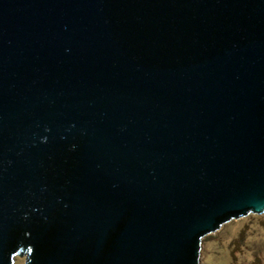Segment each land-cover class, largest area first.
Here are the masks:
<instances>
[{
  "label": "water",
  "instance_id": "obj_1",
  "mask_svg": "<svg viewBox=\"0 0 264 264\" xmlns=\"http://www.w3.org/2000/svg\"><path fill=\"white\" fill-rule=\"evenodd\" d=\"M264 212V0H0V264H200Z\"/></svg>",
  "mask_w": 264,
  "mask_h": 264
},
{
  "label": "rangeland",
  "instance_id": "obj_2",
  "mask_svg": "<svg viewBox=\"0 0 264 264\" xmlns=\"http://www.w3.org/2000/svg\"><path fill=\"white\" fill-rule=\"evenodd\" d=\"M199 263L264 264V212L234 218L203 236ZM12 264H25V256L15 255Z\"/></svg>",
  "mask_w": 264,
  "mask_h": 264
},
{
  "label": "flooded vegetation",
  "instance_id": "obj_3",
  "mask_svg": "<svg viewBox=\"0 0 264 264\" xmlns=\"http://www.w3.org/2000/svg\"><path fill=\"white\" fill-rule=\"evenodd\" d=\"M20 255H24L25 256V261L27 262V260L29 259L30 257V250L27 248L26 250H24L23 252L21 253H18ZM17 255V254H16ZM26 264V263H25Z\"/></svg>",
  "mask_w": 264,
  "mask_h": 264
}]
</instances>
